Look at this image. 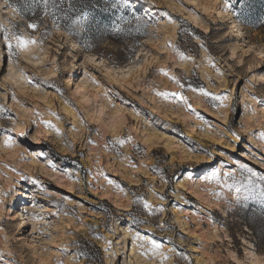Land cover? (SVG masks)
<instances>
[{
  "label": "rangeland",
  "instance_id": "1",
  "mask_svg": "<svg viewBox=\"0 0 264 264\" xmlns=\"http://www.w3.org/2000/svg\"><path fill=\"white\" fill-rule=\"evenodd\" d=\"M249 2L240 15L239 0H128L116 33L90 18L57 28L0 0V23L39 41L13 40L9 55L0 34V264H264L262 206L237 205L222 175L241 180V163L264 174V23L252 15L261 0ZM155 91H182L199 118ZM213 168L219 179L205 180ZM134 231L161 242L166 258L140 255Z\"/></svg>",
  "mask_w": 264,
  "mask_h": 264
},
{
  "label": "snow or ice",
  "instance_id": "2",
  "mask_svg": "<svg viewBox=\"0 0 264 264\" xmlns=\"http://www.w3.org/2000/svg\"><path fill=\"white\" fill-rule=\"evenodd\" d=\"M106 6H109L113 9L120 8L121 10L128 8V0H105ZM234 0H224V6L229 7L233 5ZM9 0H7L6 6H8ZM65 0H20L19 4H12V12L13 13H24L26 11H32L36 12L37 9H40L45 15H48L51 17L53 21V26L59 27V20L65 19L68 21L67 26L71 28L73 25L82 24L85 21H88L90 18L89 12L86 10L87 5H84L81 8H77L76 5L73 3V0H67V7H64ZM251 7L249 0H239V14L243 15L245 11H247ZM62 15H58L61 14ZM118 19H122V17H119ZM137 20L140 19V17H136ZM168 20L170 22H173V17L171 14H168ZM262 23H264V18L261 20ZM17 25L13 23L11 20H9L8 25H5L4 23H0V34L3 35L5 45L7 47L9 55L14 54L13 53V40L16 42L15 47L19 49H25L29 44H36L39 41L31 36L25 37L21 33H19L17 29ZM39 27L37 22H29L27 25V28L30 30H36ZM113 31L116 33H119L121 31L120 25L118 23L113 24ZM42 35H47V29H45V32ZM179 36V33H178ZM166 44L168 47L173 48L175 51L177 57L181 60H191L192 57L186 55V53L181 50V47L179 44H173L171 41H166ZM204 45H201L203 47ZM160 72L167 74L165 69H159ZM169 79L173 82L177 83L181 89L185 87V85L182 83V81L176 77L175 75L169 76ZM30 82V81H29ZM48 82L47 80L45 81ZM189 89L193 92L199 93L203 95L206 98H211L213 100L221 101L223 99H226L225 96L222 94H214L209 91H207L203 86L198 88H193L191 85H188ZM57 92H61L62 90L57 88ZM155 94L159 97H162L164 99H172L173 101L177 103L183 104L186 110L194 113L199 118V111L192 107V104L188 100V98L183 94L182 91L178 92H169V91H155ZM261 103H264V100L261 101ZM46 126L53 128L57 133L60 132V129L55 128V125L51 123V121H44ZM231 131V130H229ZM20 135H26V133L22 132ZM223 135V133H221ZM233 136L236 137L237 140L240 139V137L236 133H232ZM259 136L261 138H264V131L259 133ZM131 137H116L112 141L109 142V144H115V145H123L127 141H131ZM91 142V141H90ZM4 143L6 145L13 144L15 141L11 136H7L5 138ZM109 144H106L105 147H108ZM43 155V153H41ZM264 163V160L261 161ZM48 165L53 166V161L48 160ZM134 166V165H133ZM239 168L241 170L242 175L241 180L237 181L236 179V173L234 171H225L222 173L223 177L225 178V181H227L229 178L232 179V183L228 184L225 182L224 187L227 188H234L235 189V203L237 205H240L244 202H247L249 200L252 201H258L259 204L262 206V217H264V174L257 172L254 168L250 167L246 163H241L239 165ZM103 174V172H101ZM221 175V170L219 168H213L209 175L205 176V180L211 181L214 179H219ZM24 177L21 176V179ZM107 182L114 187H121V190H123L122 186L119 185L116 181L112 179H108ZM10 194V193H8ZM217 196L220 195V193H216ZM161 198L163 199V195H161ZM143 209L147 210L149 213L156 210V207L151 205L148 200L144 199L143 197L137 196L134 200V203H141ZM2 203V202H0ZM231 203V201H229ZM131 216V213H129ZM133 223H148L147 220H137L134 219ZM163 227V225H161ZM131 239L137 243L138 248L140 249V255L147 256L149 259L154 257L156 254H160L161 260L166 258V255L161 252L162 249V243L157 241L153 236L151 235H142L139 231L132 232ZM109 245L112 243L111 241L107 242ZM63 247V246H62ZM66 251V248H65ZM170 252H174V249H169ZM81 255H87V252L83 253H77L74 258H79ZM181 255H183L181 253ZM56 264H63L62 260H57Z\"/></svg>",
  "mask_w": 264,
  "mask_h": 264
},
{
  "label": "trees",
  "instance_id": "3",
  "mask_svg": "<svg viewBox=\"0 0 264 264\" xmlns=\"http://www.w3.org/2000/svg\"><path fill=\"white\" fill-rule=\"evenodd\" d=\"M11 4H19L20 0H9ZM261 5L254 9L252 15L257 19V21L261 22L262 18H264V0H261ZM73 3L76 5L77 8H81L84 5H87V11L90 14V19L98 25H105V26H112L114 23L120 22L118 19L121 13L120 8H111L109 6H106L105 0H73ZM64 7H67V0H65ZM42 11L40 9H37L36 12L32 11H26L24 13H19L22 17L26 19H38L40 16V13ZM58 15H62L58 14ZM51 18V17H50ZM65 19H60L59 23L64 24L67 23ZM259 213H262V210L258 211ZM248 226L254 231V233H257L256 228L254 225L248 224ZM253 227V228H252Z\"/></svg>",
  "mask_w": 264,
  "mask_h": 264
},
{
  "label": "bare ground",
  "instance_id": "4",
  "mask_svg": "<svg viewBox=\"0 0 264 264\" xmlns=\"http://www.w3.org/2000/svg\"><path fill=\"white\" fill-rule=\"evenodd\" d=\"M9 9H10V11H12V8H9ZM195 32L198 33V34H201L202 31H200V30H195ZM48 160H50V159H48ZM237 164H238V163H237ZM35 191L37 192V190L34 189V190H33V193H32L31 196H34V195H35ZM20 194H21V192H20V191H17V195H20ZM10 216H11V215H10ZM21 221H22V223L19 225V228H21V230H24L25 227L28 225V221H27L26 217H24ZM23 228H24V229H23ZM255 260H256V259H255Z\"/></svg>",
  "mask_w": 264,
  "mask_h": 264
}]
</instances>
